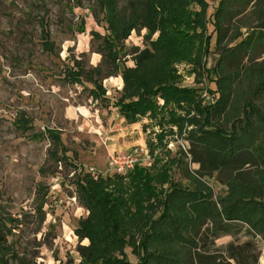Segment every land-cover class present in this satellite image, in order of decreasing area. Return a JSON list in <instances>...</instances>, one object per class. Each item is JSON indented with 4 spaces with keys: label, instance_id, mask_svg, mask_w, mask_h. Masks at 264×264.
I'll return each instance as SVG.
<instances>
[{
    "label": "rangeland",
    "instance_id": "1",
    "mask_svg": "<svg viewBox=\"0 0 264 264\" xmlns=\"http://www.w3.org/2000/svg\"><path fill=\"white\" fill-rule=\"evenodd\" d=\"M142 2L117 0L118 15L128 19L133 12L132 4L140 7ZM207 2L211 15L217 2ZM191 10L199 11V8L193 6ZM103 17L98 0H0V205L16 220L12 225L6 223L3 229L7 243L18 259H26L28 264H80V248L87 245V240L80 241L74 232L87 212L78 200L77 179L85 174L109 176L107 160L112 152L142 150L148 155L140 136L125 129V122L119 125L114 107L120 96L121 72L135 66V55L148 47V33L138 28L123 45L115 48L118 70L104 78L113 71L105 45L110 33ZM249 17L247 12L229 23L227 39L220 47L215 45L216 36L209 25V53H205L203 41L199 52L172 66L176 77L173 86L195 94L189 109L185 103L181 105L183 109L170 107L168 111L189 119L194 117L197 125L185 122L181 132L178 127L169 126L172 134L166 135L163 142L169 158L173 159L170 179L181 188L209 191L214 201L227 195L233 175L253 180L257 168L240 165L236 172L230 170L232 166L215 170L208 164L200 167L194 160L203 159V155L190 144L188 131L194 129L201 134L199 128L204 120L196 109L198 105L201 109H211L218 104L220 81L225 74L232 82L228 102L222 117L211 120L209 128L227 132L234 128L239 133L250 110L253 124H261L259 119H264V90L259 88L264 81V39L257 41L251 50L244 49L233 58L227 57L226 65L224 62L221 71L218 68L221 50L235 44L230 40L237 28L243 37L258 29ZM158 34H152L150 40H156ZM46 44L50 45V51L46 50ZM95 67L100 69L99 80L106 90L105 97L99 99L91 97L94 87L84 77L74 84L66 76L70 70L77 72L79 68L84 76L93 75ZM225 84L228 85L227 80ZM208 85L216 87L209 89ZM156 102L160 106L164 104L160 98ZM20 114L25 116L31 130L17 128ZM152 124L146 119L140 122L141 131L147 126L145 133L142 132L144 141L153 136L148 132L158 130ZM253 128L258 143L264 139V126ZM47 129L60 136L67 150V166L50 155L51 146L46 137H36ZM122 130L128 135L118 136ZM108 142L119 143V149H108ZM180 143H186L185 150ZM148 156L149 160L142 161L145 166L152 163ZM230 240L222 237L216 243L222 245ZM237 241L256 244L255 239L244 234ZM261 248L259 241L260 256ZM129 252L128 259L135 262ZM11 264L18 262L13 260Z\"/></svg>",
    "mask_w": 264,
    "mask_h": 264
},
{
    "label": "trees",
    "instance_id": "2",
    "mask_svg": "<svg viewBox=\"0 0 264 264\" xmlns=\"http://www.w3.org/2000/svg\"><path fill=\"white\" fill-rule=\"evenodd\" d=\"M207 1L217 2L211 15ZM98 2L110 33L105 45L113 71L104 78L118 70L115 48L123 45L138 28L148 33V47L135 55V66L121 72L123 86L114 107L126 123H138L145 118L158 130L148 132L153 136L145 141L152 159L150 166L141 163L125 177L111 174L78 177L75 184L78 200L87 212L74 232L80 241L87 240V245L80 248V264H259L258 243L264 244V139L257 143L253 126H264V119H259L261 124H253L249 116L252 110L247 108L250 111L245 114L239 133L234 128L229 132L209 128L211 120L222 117L228 102L232 82L225 73L220 81L218 104L211 109H201L198 105L196 110L204 120L199 128L201 134L193 129L188 131V137L190 144L200 149L203 159L194 162L200 167L208 164L211 170L232 166L230 170L237 172L240 165H249L258 171L253 180L233 175L227 195L216 201L209 191L181 188L171 182L173 159L169 158L163 141L172 134L169 126L178 127L181 132L185 122L197 125L194 117L189 119L168 111L170 107L183 109L181 105L186 104L189 109L195 94L173 86L176 79L173 64L199 52L203 41L204 51L209 53V25L216 36L215 45L220 47L227 39L229 23L247 12L258 29L243 37L237 28L230 40L234 46L221 50L219 71L224 62L226 65L227 57L233 58L244 49L251 50L257 41L264 39V0H143L140 7L132 4L133 12L128 19L118 15L117 0ZM193 6L199 11H192ZM155 32L159 33L158 37L151 41L150 36ZM46 46L50 51V45ZM92 73L84 76L79 68L77 72L70 70L66 76L74 84L84 77L94 87L90 91L92 98L105 97L99 67ZM259 88L264 90V81ZM157 98L164 102L163 106L157 104ZM16 124L22 130L32 129L23 114L17 117ZM36 137H46L51 146L50 155L68 165L67 150L56 131L47 129ZM15 221L0 205V264H11L13 260L28 264L26 259H18L3 232L6 223L12 225ZM241 234L255 239L256 244L238 243ZM222 237L231 240L218 245L216 242ZM127 250L135 262L128 259Z\"/></svg>",
    "mask_w": 264,
    "mask_h": 264
},
{
    "label": "built area",
    "instance_id": "3",
    "mask_svg": "<svg viewBox=\"0 0 264 264\" xmlns=\"http://www.w3.org/2000/svg\"><path fill=\"white\" fill-rule=\"evenodd\" d=\"M185 144L180 143L181 149L185 150ZM144 160H149V156L142 150L140 152L137 150L123 153L112 152L108 156L107 171L111 175L125 176Z\"/></svg>",
    "mask_w": 264,
    "mask_h": 264
},
{
    "label": "crops",
    "instance_id": "4",
    "mask_svg": "<svg viewBox=\"0 0 264 264\" xmlns=\"http://www.w3.org/2000/svg\"><path fill=\"white\" fill-rule=\"evenodd\" d=\"M117 81V80H116ZM121 81H122V79H121ZM120 81V78H119V87H118V90H120L121 91V89H122V86H123V84H122V82ZM103 86V85H102ZM104 88V87H103ZM106 91V90H105ZM106 95V94H105ZM116 117L119 119V125H121L123 122H125V120L122 118V117H120L119 116V114H118V112H117V115H116ZM143 119H145V118H143ZM142 119V120H143ZM147 120V119H146ZM141 122V121H140ZM140 122H138V123H133V124H128V123H126L125 124V126H126V128L125 129H127V130H131L132 132L131 133H133V134H136V135H138V136H140V140H141V142L142 143H145V141H144V138H143V134H142V132L143 131H141L140 130ZM105 131H107V130H105ZM144 133V132H143ZM120 135H128L127 133L125 134L124 133V131L122 130V132L121 133H119L118 134V136H120ZM106 136V135H105ZM113 138H115V137H113ZM117 140V139H116ZM108 144H109V142H108ZM132 145V144H131ZM118 146H120L119 145V143H116V144H113V145H111V144H109L108 145V149H111V150H116V149H119V147ZM262 260H264V244H262V248H261V256H260V261H259V264H264V262H262Z\"/></svg>",
    "mask_w": 264,
    "mask_h": 264
}]
</instances>
